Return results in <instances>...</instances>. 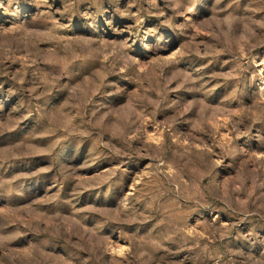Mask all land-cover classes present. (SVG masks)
<instances>
[{
  "label": "rangeland",
  "instance_id": "rangeland-1",
  "mask_svg": "<svg viewBox=\"0 0 264 264\" xmlns=\"http://www.w3.org/2000/svg\"><path fill=\"white\" fill-rule=\"evenodd\" d=\"M0 264H264V0H0Z\"/></svg>",
  "mask_w": 264,
  "mask_h": 264
}]
</instances>
